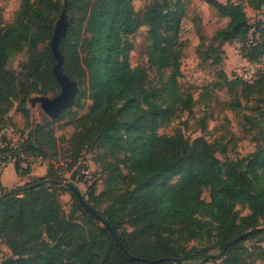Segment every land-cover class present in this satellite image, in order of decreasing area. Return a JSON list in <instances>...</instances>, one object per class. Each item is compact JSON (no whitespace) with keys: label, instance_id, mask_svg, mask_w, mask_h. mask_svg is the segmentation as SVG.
Wrapping results in <instances>:
<instances>
[{"label":"trees","instance_id":"1","mask_svg":"<svg viewBox=\"0 0 264 264\" xmlns=\"http://www.w3.org/2000/svg\"><path fill=\"white\" fill-rule=\"evenodd\" d=\"M32 1L23 0L17 25L0 28V54L11 58L29 46L37 49L41 37L51 43L55 27L50 14L59 0ZM135 1L65 0L64 9L70 17L68 36L60 45L65 59L63 72L79 86L87 85L74 107L81 110L84 100L91 102L87 116L78 121L82 126L78 147L65 163L77 164L82 149L93 141L100 150L110 151L115 163H104L112 168L108 190L101 197L91 195L95 204L87 203L111 224L131 255L168 259L160 264H201L179 245L203 240L210 234L208 226L214 225L221 250L250 231L253 233L240 243L264 235V230H259L264 225V188L257 186L264 181V149L248 158L247 178L241 174L242 162L225 169L215 158L213 146L202 137L189 142L181 133L168 137L158 134L177 114L190 112L196 105L193 95L180 84L186 48L180 35L186 6L184 0H162L141 14ZM204 1L229 20L215 39L221 44L245 41L248 62L259 64L264 57V28L260 26L255 33L258 40L251 41L254 28L242 4ZM246 2L253 10L264 11V0ZM141 28L147 29L150 45L145 53L149 69L158 73L156 78L130 63L135 50L131 38ZM213 62L217 65L221 59ZM55 64L51 45L42 52L30 50L27 65L37 78L25 92L20 90L16 74L0 64V134L7 128L5 117L16 102V110L29 118L26 106L30 94L47 97L61 90L53 74ZM76 66L80 74L72 71ZM225 82L264 95V72L253 82L240 77L234 81L225 78ZM57 147V138L37 126L31 138L26 137L22 152L16 154L20 176L29 174L37 159L52 163L47 176L0 193V198L13 194L0 199V242L12 253L0 264H150L130 260L76 194L54 184L65 181L57 174L66 165L56 161L53 152ZM5 154V150L0 151V163H6ZM21 155L27 164L24 169ZM123 168L132 175L125 176ZM205 191L209 192V202L202 197ZM60 192L72 195L77 211L84 216L81 221L66 213ZM100 198H108L109 206L104 210L99 208ZM238 206L250 212L241 221ZM232 250L222 251V255ZM240 255L228 257L223 264H245Z\"/></svg>","mask_w":264,"mask_h":264},{"label":"rangeland","instance_id":"2","mask_svg":"<svg viewBox=\"0 0 264 264\" xmlns=\"http://www.w3.org/2000/svg\"><path fill=\"white\" fill-rule=\"evenodd\" d=\"M157 1L162 0H136L134 2L135 9L138 13L143 14L148 6ZM218 1L223 4L227 2V0ZM184 2L186 16L182 23L180 37L186 48L182 60L183 76L180 79V84L186 93L193 95L196 105L190 112L177 114L171 122L159 129L158 134L168 137L181 133L189 142L202 137L213 146L215 158L225 169L242 162L244 166L240 168L241 174L250 178L245 169L247 160L252 154L264 149V95L251 94L245 86H229L225 82V78H228L229 81H234L239 77L245 81L252 78L251 82H253L260 72H264V57L259 64H251L244 51L245 41L221 44L215 38L220 31L228 26L229 20L220 17L217 10L204 0H184ZM22 4L23 0H0V28L17 25ZM237 4L244 6L249 23L254 28L249 40H258L259 34L255 33L260 26L264 28V11L253 10L246 0H237ZM64 6L65 0L56 1L55 9L50 14V22L55 28ZM67 17H70L69 14ZM131 40L135 45V50L130 57L131 66L145 69L151 78H156L158 73L149 69L145 53L146 48L150 45L147 40V29L141 28ZM49 45L50 42L41 37L37 49L29 46L11 58L0 54V64L7 72L12 71L16 74L18 86L23 92L30 88L37 78L33 77L27 65L30 50L42 52ZM213 52L215 53L213 54ZM215 58L221 59L217 65L213 62ZM79 70L77 66L72 69L76 74H80ZM86 89V84L79 86V93ZM60 92L61 90L48 93L47 97L54 98ZM37 97L44 96L32 93L27 101L26 108L30 111L29 118L16 110L18 102L15 103L14 109L5 117L7 121L5 130H18L30 139L37 126L45 128L58 140L57 150L53 152L54 155H57L56 161L65 163V159L69 158L74 149L78 147L80 137L77 134L82 131V126L78 121L87 116L91 102L84 100L83 109L80 110L73 106L62 118L52 120L42 110L40 103L32 102ZM79 158L75 165L65 163L63 170L59 169L57 174L64 177L65 183L75 185L86 200L95 204L91 195L101 197L108 190V181L111 177L112 168L108 165L104 166V163L114 164L115 159L110 151L100 150L94 141L82 149ZM80 162H82L81 166L87 167L93 178L88 185L77 184L73 179L74 172L79 168ZM122 173L125 176L132 175L124 168ZM92 184L93 187L90 188ZM257 186L264 188V181L257 183ZM202 197L205 201H210L208 191H205ZM100 199L99 208L104 210L109 206L108 198ZM60 201L67 214L74 216L79 221L84 218L77 211L71 194L60 192ZM237 211L239 221L250 214L245 206H238ZM261 228H264V225ZM208 232L210 234H207L203 240L191 241L179 246L187 252H192L198 257L196 262L201 264H223L224 260L236 254H241V261L245 264H264V235L239 243L227 256H223L214 225L208 226ZM11 256L12 253L8 247L0 242V261ZM210 257L212 261H210Z\"/></svg>","mask_w":264,"mask_h":264},{"label":"water","instance_id":"3","mask_svg":"<svg viewBox=\"0 0 264 264\" xmlns=\"http://www.w3.org/2000/svg\"><path fill=\"white\" fill-rule=\"evenodd\" d=\"M69 33V22L67 17V10L66 8L62 12V15L58 22L56 23V28L53 34V38L51 40V49L54 58L56 59V64L53 69V74L58 81L61 92L58 96L55 98H48V97H37L32 100L33 103H40L42 110L52 119L56 120L59 118V116L71 109L75 102L76 98L79 94V85L77 82L71 80L64 72H63V66H64V56L62 55L60 51V45L63 40H65ZM54 184L60 185V186H66L70 188L76 196L79 198L82 206L97 220H99L110 232L111 236L117 243V245L125 252L126 256L136 262H145L150 264H160L168 259H160V260H149L146 258H140L138 256L131 255L128 250L126 249L124 243L122 242L119 234L114 230V228L111 226V224L106 221L102 216H100L86 201L80 190L73 185L72 183H61L55 181ZM13 194L8 193L2 196L0 199L5 200L9 197H11ZM264 230V228L259 229ZM253 232L250 231L243 236H240L239 238L233 240L232 242L226 244L222 247V251H227L229 248L234 247L235 245L239 244L242 240H244L246 237L251 235Z\"/></svg>","mask_w":264,"mask_h":264},{"label":"built area","instance_id":"4","mask_svg":"<svg viewBox=\"0 0 264 264\" xmlns=\"http://www.w3.org/2000/svg\"><path fill=\"white\" fill-rule=\"evenodd\" d=\"M232 3L237 4V0H231ZM250 80H246L251 82ZM26 137L15 129H7L3 131L0 134V151L5 150V158L6 163H13L16 164L18 161V158L16 154H20L22 152L23 144L25 142ZM21 159L20 166L22 169L26 168L27 164L24 161V155H21L19 157ZM92 176L90 175V172L88 171L87 167L85 165H82L79 173L76 175L74 181L77 184H83L88 185L92 182Z\"/></svg>","mask_w":264,"mask_h":264},{"label":"crops","instance_id":"5","mask_svg":"<svg viewBox=\"0 0 264 264\" xmlns=\"http://www.w3.org/2000/svg\"><path fill=\"white\" fill-rule=\"evenodd\" d=\"M51 163V161L37 159L32 162L30 173L24 176H20V174H18L15 164L0 163V193L2 191H12L13 189L21 187L33 179L47 176ZM56 166L58 165L56 164Z\"/></svg>","mask_w":264,"mask_h":264}]
</instances>
